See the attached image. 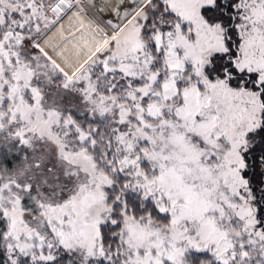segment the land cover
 I'll use <instances>...</instances> for the list:
<instances>
[{
	"label": "snow or ice",
	"instance_id": "snow-or-ice-1",
	"mask_svg": "<svg viewBox=\"0 0 264 264\" xmlns=\"http://www.w3.org/2000/svg\"><path fill=\"white\" fill-rule=\"evenodd\" d=\"M0 264H264V0H0Z\"/></svg>",
	"mask_w": 264,
	"mask_h": 264
}]
</instances>
